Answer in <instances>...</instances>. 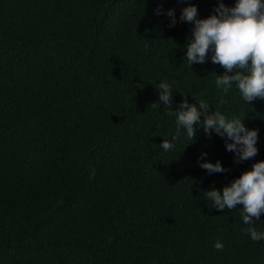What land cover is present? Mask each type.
<instances>
[{
    "label": "trees",
    "instance_id": "obj_1",
    "mask_svg": "<svg viewBox=\"0 0 264 264\" xmlns=\"http://www.w3.org/2000/svg\"><path fill=\"white\" fill-rule=\"evenodd\" d=\"M216 3L0 0V264H264L242 205L217 210L203 194L264 160V100L223 93L220 65L183 58L192 25L180 10L206 18ZM162 80L173 108L183 95L243 117L257 155L236 162L199 127L163 152L175 124L158 102ZM202 152L226 171L207 174ZM253 221L264 231V213Z\"/></svg>",
    "mask_w": 264,
    "mask_h": 264
},
{
    "label": "clouds",
    "instance_id": "obj_2",
    "mask_svg": "<svg viewBox=\"0 0 264 264\" xmlns=\"http://www.w3.org/2000/svg\"><path fill=\"white\" fill-rule=\"evenodd\" d=\"M154 12L166 15L169 26L177 23L173 9L163 11L158 7ZM178 20L192 25L183 45V58L189 68L194 63L203 64L209 60L224 69L220 75L214 73L217 89L227 94L235 85L247 104L256 99L264 100V0H233L232 6L217 0L206 18H199L197 7L189 4L180 10ZM155 89L159 105L166 106V114L174 117L175 124V133L161 140L159 147L163 152L173 150L181 136L194 142L199 127L206 136L215 134L223 139L225 150L233 153L236 162L257 155L258 129L246 128L243 117L228 116L221 111L209 112L207 101L189 103L183 95L173 108L171 85L162 80ZM153 104L158 107L156 102ZM206 157L207 153L202 152L198 162L207 174L226 171L219 160L208 162ZM203 194L217 210H232L242 205L239 208L242 222L249 225L243 231L254 242L264 240V231L252 226L253 218L257 221L264 213V160L253 163L250 170L242 172L221 189L210 187ZM213 246L221 250L224 245L216 241Z\"/></svg>",
    "mask_w": 264,
    "mask_h": 264
}]
</instances>
